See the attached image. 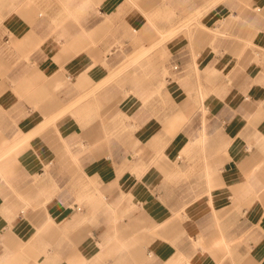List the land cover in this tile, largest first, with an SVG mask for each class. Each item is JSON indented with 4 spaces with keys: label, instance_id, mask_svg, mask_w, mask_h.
<instances>
[{
    "label": "crops",
    "instance_id": "obj_1",
    "mask_svg": "<svg viewBox=\"0 0 264 264\" xmlns=\"http://www.w3.org/2000/svg\"><path fill=\"white\" fill-rule=\"evenodd\" d=\"M0 16V264H264V0Z\"/></svg>",
    "mask_w": 264,
    "mask_h": 264
},
{
    "label": "rangeland",
    "instance_id": "obj_2",
    "mask_svg": "<svg viewBox=\"0 0 264 264\" xmlns=\"http://www.w3.org/2000/svg\"><path fill=\"white\" fill-rule=\"evenodd\" d=\"M1 18L2 17L0 16V28H1ZM0 34H1V32H0ZM164 38H166V37H164ZM150 50H153V49H150ZM125 64H126L125 69H128V68L132 67V65L136 64V62L134 59H130V58L128 59L127 58V62ZM164 76H169V72L167 70H165Z\"/></svg>",
    "mask_w": 264,
    "mask_h": 264
},
{
    "label": "built area",
    "instance_id": "obj_3",
    "mask_svg": "<svg viewBox=\"0 0 264 264\" xmlns=\"http://www.w3.org/2000/svg\"><path fill=\"white\" fill-rule=\"evenodd\" d=\"M173 69H174V70H177V66H174Z\"/></svg>",
    "mask_w": 264,
    "mask_h": 264
}]
</instances>
